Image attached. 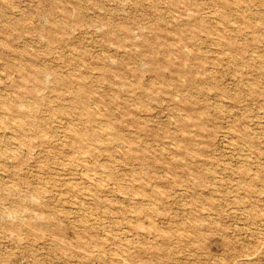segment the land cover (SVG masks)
I'll return each instance as SVG.
<instances>
[{
  "label": "rangeland",
  "instance_id": "obj_1",
  "mask_svg": "<svg viewBox=\"0 0 264 264\" xmlns=\"http://www.w3.org/2000/svg\"><path fill=\"white\" fill-rule=\"evenodd\" d=\"M0 264H264V0H0Z\"/></svg>",
  "mask_w": 264,
  "mask_h": 264
}]
</instances>
